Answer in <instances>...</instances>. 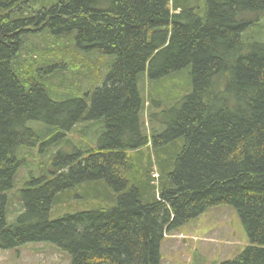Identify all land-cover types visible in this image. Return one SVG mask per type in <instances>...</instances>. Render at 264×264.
Masks as SVG:
<instances>
[{
	"label": "trees",
	"instance_id": "1",
	"mask_svg": "<svg viewBox=\"0 0 264 264\" xmlns=\"http://www.w3.org/2000/svg\"><path fill=\"white\" fill-rule=\"evenodd\" d=\"M250 14L264 16V0H0V250L50 243L70 264H160L164 234L224 205L249 245L220 264H264V43L245 45ZM67 43L105 68L57 103L35 74L82 82ZM98 121L96 146L52 156L8 224L21 150ZM99 183L106 200L50 221L54 204Z\"/></svg>",
	"mask_w": 264,
	"mask_h": 264
},
{
	"label": "rangeland",
	"instance_id": "2",
	"mask_svg": "<svg viewBox=\"0 0 264 264\" xmlns=\"http://www.w3.org/2000/svg\"><path fill=\"white\" fill-rule=\"evenodd\" d=\"M246 19H256L252 27L244 33L246 34L244 39L246 47L253 42L264 43V16L256 18L255 15L250 14L246 16ZM64 49H66L67 55H64L63 59H68L65 65L73 73H76L82 82H76L74 86H71L59 81L53 72L48 75L41 74V71L35 74V78L46 86L49 98L57 103L60 96L78 94L77 92L90 88L92 81L99 84L100 72H103L105 68V61L96 58L94 51L88 52V56H86L76 51L69 43L65 45ZM246 52L247 49L244 54ZM39 66L41 68L49 67L41 63ZM73 67H79V72L74 71ZM176 83L181 87L184 85L181 80ZM147 87V81L145 77H142L138 88L145 99H148ZM177 92H173V95L178 96ZM70 98L76 97L70 96ZM150 112H155V110L152 109ZM29 125L39 127L44 132H49L50 129L48 126L35 122ZM89 125H91L90 129L92 128L89 134L87 132L85 136L81 135L82 128ZM102 128L104 127L100 121L79 123L74 132L64 134L58 131L55 136L48 137L42 145L22 149L20 152L22 166L17 171L14 188L7 194L8 213L6 222L8 224L15 223L21 214L23 210L21 191L27 188L26 183L51 176L52 167L49 166V163L52 156L59 152L71 154L75 149L84 148L90 140L96 137L97 131L101 132ZM93 144L96 146V143ZM141 153L143 159L150 155L151 161L154 162L149 148L142 149ZM152 175L157 176V172L154 170ZM100 184L92 185L99 191L97 193L89 188L91 186L76 187L74 189L75 198H68L51 207L50 221L58 220L67 213L88 209L87 207L95 204L98 205L100 200L97 198L105 200L108 196L103 195L104 191L101 190ZM165 236V241L162 242L161 246V264H220L224 261L233 260L249 245L247 235L236 211L224 205L208 209L194 221ZM211 240L212 242H210ZM70 263V256L55 244H27L15 249L0 250V264Z\"/></svg>",
	"mask_w": 264,
	"mask_h": 264
},
{
	"label": "bare ground",
	"instance_id": "3",
	"mask_svg": "<svg viewBox=\"0 0 264 264\" xmlns=\"http://www.w3.org/2000/svg\"><path fill=\"white\" fill-rule=\"evenodd\" d=\"M110 67V66H109ZM102 80V79H101ZM58 87H60V86H58ZM54 88V87H53ZM58 89V88H57ZM75 90V89H74ZM60 91V90H59ZM76 91V90H75ZM148 91V90H147ZM56 92V91H55ZM58 92V91H57ZM56 92V93H57ZM80 93V92H79ZM59 95V94H58ZM150 97V96H149ZM60 98V97H59ZM58 99V98H57ZM147 100V99H146ZM84 128V127H83ZM98 132V131H97ZM80 151V150H79ZM84 151V150H83ZM131 166V165H130ZM50 177V176H49Z\"/></svg>",
	"mask_w": 264,
	"mask_h": 264
}]
</instances>
